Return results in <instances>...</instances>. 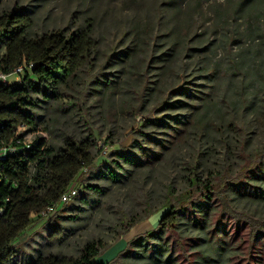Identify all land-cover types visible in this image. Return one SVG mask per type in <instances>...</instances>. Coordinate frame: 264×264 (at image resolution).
Here are the masks:
<instances>
[{"label": "trees", "instance_id": "1", "mask_svg": "<svg viewBox=\"0 0 264 264\" xmlns=\"http://www.w3.org/2000/svg\"><path fill=\"white\" fill-rule=\"evenodd\" d=\"M174 1L166 0L174 15L184 11L189 16L206 2V10L212 13L214 38L204 40L199 35L198 45L192 47L183 39H169L160 59L183 53L194 59V68L188 74L183 72L182 82L169 87L142 117L146 124L161 120L162 116L151 117L157 109L173 105L171 98L178 92L192 101L186 84L196 77L195 72L200 73L210 88H205L199 101L184 106L188 109L184 123L200 140L224 128L233 137L240 131L243 135L233 147L239 159L236 168L224 167L203 179L196 171L199 162L187 164L183 189L168 185L163 202L155 208L147 197L142 200L145 217L167 209L149 219H159L156 226L126 241L108 260L97 259L111 247L100 238L87 240L77 256L19 254L15 242L36 222L45 220L55 240L63 239L55 212L69 207L61 197L71 187H79L83 195L101 190L87 182L92 177L121 183L131 175L130 167L161 160L164 142L154 139L157 144L153 150L134 143L140 155L119 146L109 151L111 166L96 162L102 147L98 146V132L89 124L87 96L93 84L115 90L114 75L101 79L109 59L116 56L115 50L96 62L99 41L90 17L73 30L65 27L38 33L32 9L24 5L4 8L0 10V73L10 74L19 67L22 71L16 81L0 80V151L5 149L0 155V264H264V214L238 208L231 196L244 192L264 199V149L247 151L244 128L236 123L238 113L264 108V0H192L183 8ZM220 27L225 32H220ZM170 32L178 33V26L173 24ZM136 34L139 42H146ZM139 51L142 48L137 42L116 57L124 62L137 55L143 59ZM140 77L145 74L138 72L142 81ZM143 81L134 92L136 113L143 107L147 90ZM69 109L75 110V117L87 130L79 138L58 126L54 129L53 124H59V116ZM42 130L49 136L39 134ZM29 134L33 136L28 140ZM112 143L103 140L104 147ZM206 149L200 145L197 161ZM81 199L89 203L86 197ZM48 207L54 209L49 215L44 213ZM124 218L125 212L120 211L121 221ZM138 221L131 217L121 222L123 230L116 231L113 242L120 241V235Z\"/></svg>", "mask_w": 264, "mask_h": 264}, {"label": "rangeland", "instance_id": "2", "mask_svg": "<svg viewBox=\"0 0 264 264\" xmlns=\"http://www.w3.org/2000/svg\"><path fill=\"white\" fill-rule=\"evenodd\" d=\"M188 1L193 2L175 0L174 3L182 5L183 8ZM202 4L189 16L184 11L174 15L173 7L167 6L166 0H0V10L23 5L32 9L35 30L38 33L65 27L73 30L86 17H90L94 23V36L99 41L97 63L111 51L115 50L117 56L137 42L142 48L139 55L143 59L138 55L125 62L117 59L115 55L109 59L103 69L104 77L101 79L115 76L117 83L114 91L102 88L101 83L91 85L87 96L89 124L95 133L98 132L100 136L98 146L102 147L96 162L105 161L111 166L109 151L119 146L131 151L134 149L135 154L140 155L134 143H141L144 148L153 150L157 144L154 139L164 142L161 160L150 159L149 163L142 167H130L131 175L122 179L121 183H111L100 177L89 178L87 182L101 190L85 191L82 195L78 187L75 198L66 202L70 203L69 207H61V210L55 212L57 224L64 232L63 239L55 240L45 220L36 222L15 242L19 254L36 256L38 253L55 252L77 256L79 248L87 240L100 238L104 244H111V247L97 259L108 260L126 241L156 226L159 219L153 221L149 219L153 215L167 212V209H161L149 218L145 217L142 200L147 197L151 208H155L163 202L168 185L175 190L183 189L186 186L184 168L187 164L199 162L196 171L203 179L224 167L236 168L239 159L233 147L235 141L243 135L240 131L237 130L233 137L230 131L224 128L222 132H211L200 140V136L195 135L196 131L191 129L188 123H184V117L188 112L184 106L188 102L199 101L204 91L210 88V82L199 75L200 73L195 72L196 77L186 84L193 94L192 101L187 95L178 92L171 98L170 104L173 105L168 109H157L151 117L154 120L155 116H162L161 120H154L153 123L148 121L146 124L147 120L142 117L150 107L164 97L169 87H176L182 82L183 72L188 74L194 68V59L183 56V53L176 57L165 56L160 59L161 52L169 45V39H183L192 47L198 45L196 40L199 39V35H202L201 38L204 40L214 38L212 13L206 10V2ZM173 24L178 26V33L170 32ZM219 31L225 32L221 27ZM136 32L146 41L145 43L138 41ZM153 36H156V39ZM218 51L221 52V49ZM148 52H151L152 56L150 54L146 58ZM137 62L139 64L136 68L133 67ZM137 70L145 74V77L140 78H143L142 81L147 87L143 107L138 113L134 110L137 104L134 92L142 81L137 78ZM8 80L16 81L17 77L11 75ZM74 112V109H69L59 116L60 123L53 126L56 130L58 126L79 138L86 134L87 130L83 122L77 120ZM172 117L175 121H172ZM236 123L244 128L247 151L264 149V108L258 107L255 111L238 113ZM39 134L49 136L43 130L39 131ZM32 136L29 134L26 139L29 140ZM57 139L59 141V138ZM104 139L114 143L104 147ZM201 144L208 149L197 161L195 155ZM81 196L86 197L89 203L81 199ZM231 196L233 204L238 208L255 214H264L263 198L244 192ZM120 211L126 214L123 221L131 217L140 221L127 233L120 235V241L115 243L113 238L116 231L123 230Z\"/></svg>", "mask_w": 264, "mask_h": 264}, {"label": "built area", "instance_id": "3", "mask_svg": "<svg viewBox=\"0 0 264 264\" xmlns=\"http://www.w3.org/2000/svg\"><path fill=\"white\" fill-rule=\"evenodd\" d=\"M31 64H29L27 67H30ZM22 71V67H19L17 68L14 72L10 73V74H3V73H0V80H2L3 82H9L8 78L11 76V75H15L17 76V73L21 72ZM10 151H12V149H9ZM3 155L5 154V149L1 150L0 151V155ZM76 191L77 189L74 188V187H71L70 190L63 194L62 197H61V202H67L72 196L76 195ZM2 212V207H0V213ZM54 212V209L52 207H48L44 213H46L47 215L51 214Z\"/></svg>", "mask_w": 264, "mask_h": 264}]
</instances>
